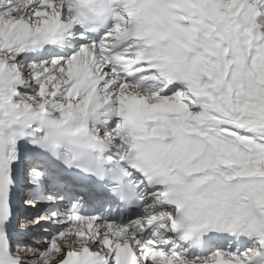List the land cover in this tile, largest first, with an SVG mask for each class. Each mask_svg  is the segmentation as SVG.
<instances>
[{"label": "snow or ice", "instance_id": "1", "mask_svg": "<svg viewBox=\"0 0 264 264\" xmlns=\"http://www.w3.org/2000/svg\"><path fill=\"white\" fill-rule=\"evenodd\" d=\"M0 264H264V0H0Z\"/></svg>", "mask_w": 264, "mask_h": 264}]
</instances>
